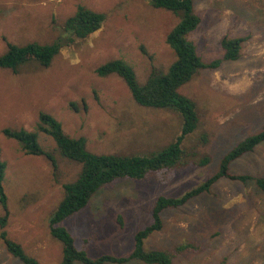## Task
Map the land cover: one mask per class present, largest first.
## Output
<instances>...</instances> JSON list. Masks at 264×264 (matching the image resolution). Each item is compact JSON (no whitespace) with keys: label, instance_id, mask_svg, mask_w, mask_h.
<instances>
[{"label":"rangeland","instance_id":"374dc122","mask_svg":"<svg viewBox=\"0 0 264 264\" xmlns=\"http://www.w3.org/2000/svg\"><path fill=\"white\" fill-rule=\"evenodd\" d=\"M199 27L188 36L205 63L223 59V38H246L238 61L201 70L180 92L193 100L198 129L184 142L183 163L143 180L121 179L103 187L89 205L62 226L78 249L99 258L128 257L136 234L151 225L161 196L181 197L219 169L222 158L264 128V0H193ZM106 15L86 41L63 48L46 68L33 62L19 72L0 69V149L7 165L9 238L40 264H61L63 246L52 237L49 218L64 196L63 185L82 169L63 158L55 142L38 131L40 113L54 116L69 137L85 138L95 154L151 155L175 140L183 126L175 112L140 107L117 75L101 78L98 67L124 60L140 84L152 69L167 72L176 55L166 38L179 18L148 0H0V56L8 43L52 44L66 37L65 23L78 6ZM38 132L39 144L57 159L28 156L3 130ZM209 157L206 166L199 162ZM233 175L264 177V143L231 166ZM4 210L0 205V217ZM163 230L146 250L176 254L173 264H264V193L254 181L221 179L210 193L162 213ZM0 264H22L0 239ZM81 264V263H77ZM128 264H144L132 261Z\"/></svg>","mask_w":264,"mask_h":264},{"label":"trees","instance_id":"16d2710c","mask_svg":"<svg viewBox=\"0 0 264 264\" xmlns=\"http://www.w3.org/2000/svg\"><path fill=\"white\" fill-rule=\"evenodd\" d=\"M154 9L171 12L179 18L176 26L166 38L167 45L176 55L175 62L167 72L152 69L147 81L140 84L132 66L124 60H113L98 67L96 73L101 78L117 75L126 83L137 105L147 109L167 110L178 113L183 120L180 134L173 142L162 150L151 155H117L95 154L88 150L87 140L83 137L72 138L66 135L63 125L54 116L40 113L38 131L48 135L55 142L58 152L63 158L82 166L78 178L63 185L64 196L49 218V228L52 237L63 246V261L61 264H128L140 261L144 264H173L176 254L188 250L189 246L177 247L175 254L157 250H146L145 241L154 233L163 230L162 213L169 209L184 207L191 200L210 193L212 187L221 179L247 183L254 181L258 189L264 193V177L254 178L249 175H233L231 166L243 156L252 153L264 143V128L256 135L250 136L229 151L221 160L218 171L204 183L181 197L161 196L157 199L151 225L139 231L135 236V248L128 257L103 255L91 258L85 249H78L74 235L62 224L73 215L84 210L95 194L117 180H143L149 174L170 172L179 167L186 156L183 145L188 136L199 127V115L196 104L190 98L181 94L180 89L189 83L201 70L218 69L224 61H238L246 38H223L221 46L223 59L205 63L198 55L196 46L188 36L196 31L201 20L195 13L193 0H148ZM106 15L78 6L76 13L65 23L66 37L58 38L52 44L30 43L23 46L8 43V51L0 56V69L11 70L14 73L29 64L36 62L42 67H50L63 48L86 41L103 26ZM3 135L18 142L28 156H42L51 162L55 174L59 169L56 157L39 144L38 132L25 129L6 128ZM206 157L199 162L200 166L209 164ZM6 163L2 160L0 149V205L4 216L0 217V239L7 252L22 264H40L28 255L21 244L9 238L7 227L9 223L8 197L4 187ZM220 264H228L226 260Z\"/></svg>","mask_w":264,"mask_h":264}]
</instances>
